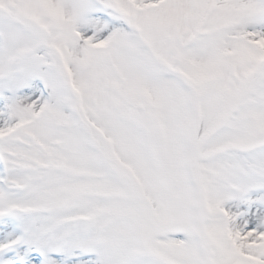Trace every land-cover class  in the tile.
<instances>
[{
	"label": "snow or ice",
	"instance_id": "1",
	"mask_svg": "<svg viewBox=\"0 0 264 264\" xmlns=\"http://www.w3.org/2000/svg\"><path fill=\"white\" fill-rule=\"evenodd\" d=\"M0 264H264V0H0Z\"/></svg>",
	"mask_w": 264,
	"mask_h": 264
}]
</instances>
